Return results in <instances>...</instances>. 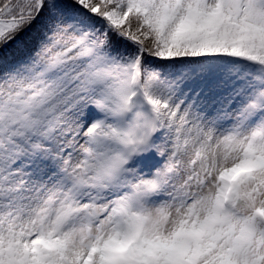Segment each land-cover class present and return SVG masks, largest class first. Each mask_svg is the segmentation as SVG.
Listing matches in <instances>:
<instances>
[{
  "label": "snow or ice",
  "instance_id": "snow-or-ice-1",
  "mask_svg": "<svg viewBox=\"0 0 264 264\" xmlns=\"http://www.w3.org/2000/svg\"><path fill=\"white\" fill-rule=\"evenodd\" d=\"M0 264H264V0H0Z\"/></svg>",
  "mask_w": 264,
  "mask_h": 264
}]
</instances>
